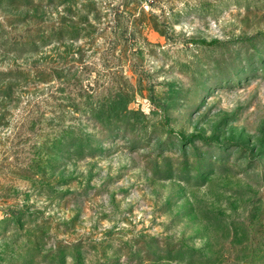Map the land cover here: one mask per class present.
<instances>
[{"label": "rangeland", "instance_id": "374dc122", "mask_svg": "<svg viewBox=\"0 0 264 264\" xmlns=\"http://www.w3.org/2000/svg\"><path fill=\"white\" fill-rule=\"evenodd\" d=\"M0 264H264V0H0Z\"/></svg>", "mask_w": 264, "mask_h": 264}, {"label": "trees", "instance_id": "16d2710c", "mask_svg": "<svg viewBox=\"0 0 264 264\" xmlns=\"http://www.w3.org/2000/svg\"><path fill=\"white\" fill-rule=\"evenodd\" d=\"M20 70L21 71H17V72H21V73H17L16 75L24 73V78H25V80L27 79L26 82L32 81V83H33L35 80L36 81L37 80H40V78L42 77V76H40V73L39 72L37 73V71H35V70L31 69V68H29V69H20ZM9 71H13V70H9ZM10 77H12V76H10ZM35 87H37V86H34L33 88H35ZM117 109H119V108H116L115 110H117ZM93 115H95V117L98 120H100V123H101L100 125H98L96 127L99 128V129H101V130H103V131L104 130L108 131L110 129L112 123H117V122L120 121L118 119L116 120L117 115L115 114L114 111L111 114V113H108V112L105 113L103 111L97 110Z\"/></svg>", "mask_w": 264, "mask_h": 264}]
</instances>
